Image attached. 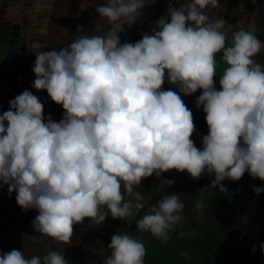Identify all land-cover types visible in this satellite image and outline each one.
<instances>
[{"label":"clouds","instance_id":"obj_1","mask_svg":"<svg viewBox=\"0 0 264 264\" xmlns=\"http://www.w3.org/2000/svg\"><path fill=\"white\" fill-rule=\"evenodd\" d=\"M154 2L106 0L95 8L109 25L106 32L95 34L102 32L99 23L93 34L78 27L80 34L67 46L34 53L32 87L62 107L59 122L44 117L43 103L29 90L0 114V187L16 193L22 211H37L35 233L68 245L75 225L85 219L93 225L108 216L128 222L145 207L134 189L171 170L194 180L214 175L201 193L227 191L222 181H238L246 172L264 181V64L255 59L264 42L254 30L226 27L224 19L210 17L205 10L218 8L220 0H189L179 7L170 2L150 34L121 43L124 26L131 27ZM91 5L81 0V11ZM221 64L227 67L217 90ZM166 79L178 92L162 89ZM198 89L195 104L202 106L208 128L202 150L191 139L193 114L179 94ZM173 183L162 179L160 186ZM253 192L259 196L264 188ZM194 207L203 209L204 201ZM183 209L179 194L162 195L137 227L167 244ZM107 247L111 254L104 264H144V243L127 232L113 234ZM0 264L69 261L63 252L48 251L41 259L13 249L0 252Z\"/></svg>","mask_w":264,"mask_h":264},{"label":"trees","instance_id":"obj_2","mask_svg":"<svg viewBox=\"0 0 264 264\" xmlns=\"http://www.w3.org/2000/svg\"><path fill=\"white\" fill-rule=\"evenodd\" d=\"M257 62H264V58ZM168 173H163L162 179H167ZM213 179L201 176L194 180L190 187L173 183L170 187L166 186L164 194L156 192V180L144 179L141 190L145 191L148 197L141 201L145 205L143 209L128 222L112 219L110 216L109 220L95 226L111 236L117 232H127L134 239L144 243L146 255L163 264H263L250 250L238 225L236 185L222 181L227 191L219 192L217 188H212L200 192L208 188ZM257 186L264 188V181L253 179L246 172L240 191V213L249 239L264 259V251L260 247L264 244V192L259 196L255 195L253 188ZM171 193L179 194L184 209L181 222L170 232V239L164 244L151 233L140 231L137 221L153 205L150 202L152 196L161 197ZM125 199L136 202L133 196L125 195ZM198 200L204 201V208L201 210L194 207ZM100 238L107 245L110 243L108 239ZM46 254L40 249L33 252L31 257L40 256L42 259ZM144 264L150 263L144 260Z\"/></svg>","mask_w":264,"mask_h":264},{"label":"crops","instance_id":"obj_3","mask_svg":"<svg viewBox=\"0 0 264 264\" xmlns=\"http://www.w3.org/2000/svg\"><path fill=\"white\" fill-rule=\"evenodd\" d=\"M22 1H30L33 3L32 9L22 10V14L28 13L31 17L29 28H42L43 25H45L43 27L45 30L44 38L46 39V36H52L51 40L57 50L67 46V44L70 43L69 41L74 40L76 36L80 34L77 33L78 27H83L85 29L84 34H93L92 32L96 23L101 24L102 29L105 31H107L109 27L106 20H99V16L95 11L96 6L106 3V0H92V5L83 11H81V0ZM170 1L171 0H155L154 3L145 6L159 15ZM258 1L259 0H220L218 8H210L205 11L213 19H215L218 14H221V18L227 22L226 27L231 25L230 20L235 19L240 26L246 24L252 28L257 25L256 12ZM187 2H189V0H175L173 3L179 7L181 4H186ZM228 18L230 19L228 20ZM148 19L149 17L142 13L137 19L139 21L137 24L143 23ZM65 23L69 25H63ZM140 39L141 36L137 35L128 42L134 43ZM30 91L36 96L43 93V90L37 91L33 87ZM55 107H58L59 111L63 112L60 105L55 104ZM49 115L51 116V112ZM176 175V178L181 176L180 172L176 173ZM148 179L161 182L162 178H157L153 175ZM185 181L186 184L189 182H187V179ZM4 186L6 187L7 185ZM137 189L141 190V186ZM15 196L16 193L14 192L11 206L0 204V210L4 211L3 213L0 212V218L2 220L4 219L2 223H8L6 226L0 224V252L7 253L13 249H17L21 250L26 258H30L33 252L40 249H43L46 253L48 251H58L64 253L69 264H104V260L111 254V250L102 239L95 236L80 224L75 225L71 244L68 245L42 236L39 233H35L31 222L37 215V211L35 209L26 212L22 211L16 203ZM147 197L146 195L143 199H147ZM2 202L6 204L8 201L4 198ZM106 220L109 219L106 218ZM88 232L90 234H87ZM93 239H96V241ZM7 241L11 243L9 246L10 249L8 250H6ZM93 246H96V249H93Z\"/></svg>","mask_w":264,"mask_h":264},{"label":"water","instance_id":"obj_4","mask_svg":"<svg viewBox=\"0 0 264 264\" xmlns=\"http://www.w3.org/2000/svg\"><path fill=\"white\" fill-rule=\"evenodd\" d=\"M175 0H171L170 2L173 3ZM170 2L165 6L163 11L157 16L155 20H153L152 23L147 25L146 27L142 29L135 30L134 24H132L131 27L125 25L124 31L119 33L120 41L121 43L128 42L131 38L136 36L140 33L150 32L152 28L155 27L156 23L159 21L160 18L167 15V10L169 7ZM263 6H264V0L258 1V7L256 12V23L257 25L255 27L250 28L246 24H242V26L247 30H254L255 34L257 35V38L264 42V20H263ZM33 7V3L30 1H22V0H0V28L5 27L3 32H0V114H3V112L9 110V102L13 98H15L17 95L21 94L24 90H31L32 83L35 79V75L32 72V67L34 66L35 62V52L40 51L41 48L42 51H51L56 47L54 46V43L50 39H45L44 37L36 38L37 36L44 35L45 30L37 29V28H29L30 24V15L28 13L22 14V10H30ZM50 10V8H49ZM142 13L148 16L149 18L154 16L156 12H154L149 7L145 6L141 9ZM220 18L222 17L221 14H218ZM230 18H228L229 20ZM231 25L230 26H240L238 21L235 19L230 20ZM5 24V26H4ZM6 24H9V27L7 28ZM22 31H29V34L32 37H26L24 35H21L20 33ZM222 53L216 54V60L218 63L221 61ZM264 58V52L258 54L255 59L259 60ZM227 67V65L221 64L220 68L217 69V73L214 77L215 81V88L217 90H220L219 80L220 76L222 75V69ZM15 69H20L17 74H14ZM21 71V72H20ZM21 74V76H20ZM4 78H8L10 80H6ZM11 79H14L16 81L13 82ZM24 83L26 85V89H24ZM21 86V87H16ZM163 90H173L178 92V88L176 85L170 84L167 82V79L165 80V83L162 85ZM185 103V105L192 111L193 114V120L196 127V132L193 134L191 139L195 142V146L197 148H201L202 150V144H201V137L204 135H207L208 128L205 123V114L202 111V106L200 108L196 107L195 100L196 98L201 94V90H197L195 93L184 96L182 93H179ZM42 96H47V92L43 90ZM44 107L51 105L50 111L52 115H56V118L54 121L59 122L62 119V115L59 113H56V107L55 103L51 101V99H47L45 102H43ZM51 115V116H52ZM170 177L168 180L174 181V183L179 185H186L192 186L194 179L190 177V175L187 172H180L181 177L176 178L178 173L175 170L170 171ZM183 175V177H182ZM245 175V174H244ZM243 175V177H244ZM202 176L211 177L214 178V175H209L205 173ZM243 177L238 181H231L228 179H225L223 182L235 184L236 185V218L238 225L240 227V230L245 238V240L248 243V246L250 250L252 251L254 245L252 244L251 240L248 237V234L245 231L241 213H240V191H241V185L243 181ZM185 178V179H184ZM189 183L186 184V180ZM165 186H160V192L165 191ZM84 228H86L88 231L93 233L97 237H103L111 240V235L104 232L97 226L93 225L86 219L82 224H80ZM101 239V238H100ZM253 252V251H252ZM260 261L264 264V259L258 254V252H253ZM144 260L150 264H163L160 261L145 255Z\"/></svg>","mask_w":264,"mask_h":264},{"label":"rangeland","instance_id":"obj_5","mask_svg":"<svg viewBox=\"0 0 264 264\" xmlns=\"http://www.w3.org/2000/svg\"><path fill=\"white\" fill-rule=\"evenodd\" d=\"M157 14L156 15H154V16H152V17H150L147 21H145V22H143V23H140V24H137L134 28H135V30H137V29H142V28H144V27H146L147 25H149L150 23H152L153 22V20H155L156 18H157ZM147 22V23H146ZM1 25V24H0ZM63 25H69L68 23H65V24H63ZM107 25V24H106ZM4 26H5V24H4ZM6 26H7V24H6ZM9 26V25H8ZM7 26V27H8ZM64 26V27H65ZM103 30V29H102ZM103 32H106L105 30H103L101 33H98V34H103ZM151 32V31H150ZM150 32H145V33H150ZM142 34H144V33H140V34H137L138 36H142ZM136 35V36H137ZM135 37V36H134ZM46 39H52V36H50V37H47L46 36ZM69 42H71V41H69ZM68 42V43H69ZM258 61V60H257ZM259 63H261V64H264V62H259ZM24 85H25V83H24ZM17 87H21V86H17ZM24 89H26V85L24 86ZM47 98H49L48 97V95L44 98V99H47ZM51 111H50V108L49 109H47V110H45L44 109V116H46L48 113H50ZM134 191H138V192H140L141 193V195L143 196V197H145L146 195H147V193L145 192H143V190H139V189H134ZM14 193V192H13ZM13 193H11V194H9L8 193V188H7V186L5 187H0V204H3V205H8V206H11L12 205V200H13ZM148 196V195H147ZM4 198H6L7 199V203L6 204H4L3 202H2V199H4ZM159 198L160 197H157V196H152L151 198H150V202L151 203H153V204H155L158 200H159ZM0 209H1V207H0ZM0 212L1 213H3L4 211H2V210H0ZM108 219H110V216H108L107 217ZM0 220H1V222H0V224H3V225H7V224H5V223H2V221L4 220H2L1 218H0ZM84 230V229H83ZM87 232V231H86ZM87 234H90L89 232L87 233ZM81 236V235H80ZM95 237V236H94ZM8 238H11V237H8ZM94 241H96V239H93ZM10 241H7L6 242V250H8V249H10ZM93 249H96V246H93ZM103 259V258H102Z\"/></svg>","mask_w":264,"mask_h":264},{"label":"flooded vegetation","instance_id":"obj_6","mask_svg":"<svg viewBox=\"0 0 264 264\" xmlns=\"http://www.w3.org/2000/svg\"><path fill=\"white\" fill-rule=\"evenodd\" d=\"M0 23H1V22H0ZM8 25H9V24H7V26H8ZM29 25H30V24H29ZM8 27H9V26H8ZM8 27H7V28H8ZM4 28H5V27H1V28H0V32H3V31L5 30ZM27 32H28V31H27ZM27 32H26V33H27ZM25 36H26V35H25ZM26 37H32V36L29 35V34H27ZM34 37H36V38H37V37L40 38V37H44V35H42V36H34ZM16 87H17V86H16ZM38 97L40 98V100H41L42 103L45 102L47 99H49V98L44 99L46 96L43 97V96H42V93L39 94ZM50 107H51V105H48V106H45L44 109L47 110V109H49ZM51 115H52V114H51ZM48 116H50L49 113H48L46 116H44V117L47 118ZM51 118H52V116H51ZM170 173H171V172L169 171V173H168V175H167V179H163V180H168L169 177H170ZM161 178H162V176H161ZM161 180H162V179H161ZM142 181H143V180H142ZM141 183H142V182H141ZM188 183H189V182H188ZM185 186H186V185H185ZM187 186H188V184H187ZM188 187H190V186H188ZM143 192H144V191H143ZM156 192H157V193H162V194H164V192H165V191L160 192V182H159V181L157 182Z\"/></svg>","mask_w":264,"mask_h":264},{"label":"bare ground","instance_id":"obj_7","mask_svg":"<svg viewBox=\"0 0 264 264\" xmlns=\"http://www.w3.org/2000/svg\"><path fill=\"white\" fill-rule=\"evenodd\" d=\"M148 17V16H147ZM137 23H139V21L138 20H136L133 24L134 25H136ZM45 25H43V27H44ZM37 28V29H42V30H44V28ZM27 31H22L20 34L21 35H26L27 36V34H29V31L26 33ZM30 35V34H29ZM35 36H37V35H35ZM19 70L20 69H15L14 70V74H17L18 72H19ZM21 72V71H20ZM20 76H21V74H20ZM4 79H6V80H10V79H8V78H4ZM13 82H15L16 83V81L14 80V79H11ZM56 110H57V112L56 113H60L62 116H63V112L62 111H59V109H58V107L56 108ZM56 118V115H52V119L54 120ZM181 177V176H180ZM182 177H183V175H182Z\"/></svg>","mask_w":264,"mask_h":264}]
</instances>
